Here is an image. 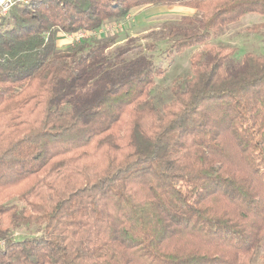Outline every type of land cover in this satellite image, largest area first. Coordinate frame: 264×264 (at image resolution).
Listing matches in <instances>:
<instances>
[{
	"label": "trees",
	"instance_id": "16d2710c",
	"mask_svg": "<svg viewBox=\"0 0 264 264\" xmlns=\"http://www.w3.org/2000/svg\"><path fill=\"white\" fill-rule=\"evenodd\" d=\"M156 5L196 10L159 30L168 55L203 46L166 100L163 61L93 35ZM248 13L264 0H32L0 20V264H264V56L211 44Z\"/></svg>",
	"mask_w": 264,
	"mask_h": 264
},
{
	"label": "rangeland",
	"instance_id": "374dc122",
	"mask_svg": "<svg viewBox=\"0 0 264 264\" xmlns=\"http://www.w3.org/2000/svg\"><path fill=\"white\" fill-rule=\"evenodd\" d=\"M195 12V9L182 5L142 6L132 11L130 20L117 24L118 27L112 30V32H119V43L137 44L143 49V53L153 57L156 62L163 61L165 72L157 77L154 86V96L158 100H166L172 86L181 80L180 78L191 73L190 58L196 51L203 48L198 45L196 48L188 47L179 54L174 52L168 55L170 43L166 32H159V30L163 28L165 22L176 21L184 15H193ZM111 25L114 26V24ZM61 38H63L62 34ZM67 41L70 42L68 39ZM68 42L61 41L59 45L66 46ZM211 44L229 47L231 55L227 64L230 66L240 62L247 52L264 56V16L259 13L244 15L224 33L213 37ZM32 230L34 228L31 230L22 228L15 237L22 238L30 234Z\"/></svg>",
	"mask_w": 264,
	"mask_h": 264
},
{
	"label": "built area",
	"instance_id": "2783aa9c",
	"mask_svg": "<svg viewBox=\"0 0 264 264\" xmlns=\"http://www.w3.org/2000/svg\"><path fill=\"white\" fill-rule=\"evenodd\" d=\"M32 0H0V20L7 17L10 10L16 5L29 4ZM131 19V14L127 17V20ZM117 28V24L108 25L103 28L99 33H93L95 36L104 35L105 33L112 32L113 29ZM114 31V30H113ZM92 33L81 31L76 34H64V37L70 42L81 41L83 38L90 37Z\"/></svg>",
	"mask_w": 264,
	"mask_h": 264
},
{
	"label": "crops",
	"instance_id": "0c3cea01",
	"mask_svg": "<svg viewBox=\"0 0 264 264\" xmlns=\"http://www.w3.org/2000/svg\"><path fill=\"white\" fill-rule=\"evenodd\" d=\"M63 38L60 39L59 43L62 41L63 43L68 42L67 39L62 35ZM65 41V42H64ZM69 43V42H68Z\"/></svg>",
	"mask_w": 264,
	"mask_h": 264
}]
</instances>
